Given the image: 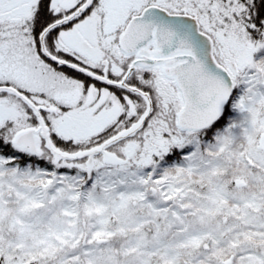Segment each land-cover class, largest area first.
Masks as SVG:
<instances>
[{"label": "snow or ice", "instance_id": "snow-or-ice-1", "mask_svg": "<svg viewBox=\"0 0 264 264\" xmlns=\"http://www.w3.org/2000/svg\"><path fill=\"white\" fill-rule=\"evenodd\" d=\"M0 264H264V0H0Z\"/></svg>", "mask_w": 264, "mask_h": 264}]
</instances>
